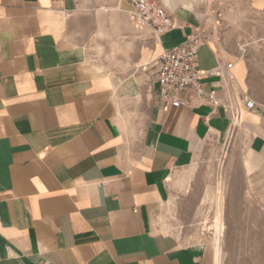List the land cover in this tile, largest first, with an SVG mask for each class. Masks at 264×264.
Returning a JSON list of instances; mask_svg holds the SVG:
<instances>
[{
  "label": "crops",
  "instance_id": "0c3cea01",
  "mask_svg": "<svg viewBox=\"0 0 264 264\" xmlns=\"http://www.w3.org/2000/svg\"><path fill=\"white\" fill-rule=\"evenodd\" d=\"M157 1L176 24L161 35L126 0H0V264H212L162 216L197 154L226 139L248 68L210 42L202 70L234 63L201 78L217 103L189 89L192 105H161L158 57L211 1ZM255 100L243 119L264 138Z\"/></svg>",
  "mask_w": 264,
  "mask_h": 264
},
{
  "label": "rangeland",
  "instance_id": "374dc122",
  "mask_svg": "<svg viewBox=\"0 0 264 264\" xmlns=\"http://www.w3.org/2000/svg\"><path fill=\"white\" fill-rule=\"evenodd\" d=\"M210 1L198 26L247 64L246 91L255 108V98L264 103V0ZM239 103L226 139L211 138L184 173L187 179L174 191L162 226L182 243L205 245L210 254L221 207L223 264H264V138L259 124L237 121L248 110Z\"/></svg>",
  "mask_w": 264,
  "mask_h": 264
},
{
  "label": "built area",
  "instance_id": "2783aa9c",
  "mask_svg": "<svg viewBox=\"0 0 264 264\" xmlns=\"http://www.w3.org/2000/svg\"><path fill=\"white\" fill-rule=\"evenodd\" d=\"M53 2L59 0H52ZM129 13L141 27H150L156 34L161 35L176 27L172 15L157 0H126ZM212 36L206 33L201 26H197L182 44L166 49L157 60L158 72L156 75L158 100L164 107H182L192 105L189 89L210 103L216 104L215 93L205 91L201 78L203 75L224 76L234 63L228 62L224 66L218 65L211 69L202 70L199 66V51L208 45ZM247 109L255 106V101L248 95L242 96ZM240 107L235 109L234 116L238 115ZM238 113V114H237Z\"/></svg>",
  "mask_w": 264,
  "mask_h": 264
},
{
  "label": "bare ground",
  "instance_id": "6f19581e",
  "mask_svg": "<svg viewBox=\"0 0 264 264\" xmlns=\"http://www.w3.org/2000/svg\"><path fill=\"white\" fill-rule=\"evenodd\" d=\"M243 118V112L242 114L237 117V121H240ZM238 123V122H237ZM241 123V121H240ZM239 123V124H240ZM250 163L248 160L246 161L247 168H250ZM252 167V166H251ZM251 172V169H249V173ZM224 229L225 225L223 222V211L220 207L216 213V217L213 224V230H214V242L212 244V264H223L222 261V249H221V240L224 235Z\"/></svg>",
  "mask_w": 264,
  "mask_h": 264
}]
</instances>
